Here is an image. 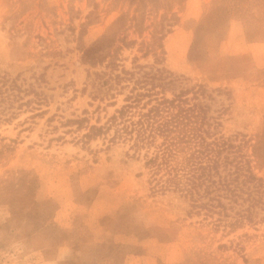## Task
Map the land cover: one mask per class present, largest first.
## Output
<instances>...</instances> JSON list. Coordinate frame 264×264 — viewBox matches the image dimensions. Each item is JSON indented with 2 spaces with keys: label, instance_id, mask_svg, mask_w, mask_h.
I'll list each match as a JSON object with an SVG mask.
<instances>
[{
  "label": "rangeland",
  "instance_id": "obj_1",
  "mask_svg": "<svg viewBox=\"0 0 264 264\" xmlns=\"http://www.w3.org/2000/svg\"><path fill=\"white\" fill-rule=\"evenodd\" d=\"M137 82L203 85L206 125L264 180V0H0V264H264V188L229 231L111 131L80 141Z\"/></svg>",
  "mask_w": 264,
  "mask_h": 264
},
{
  "label": "trees",
  "instance_id": "obj_2",
  "mask_svg": "<svg viewBox=\"0 0 264 264\" xmlns=\"http://www.w3.org/2000/svg\"><path fill=\"white\" fill-rule=\"evenodd\" d=\"M161 39L162 36L157 38ZM157 46L156 49L161 48L160 43ZM138 84L133 85L124 104L104 124L86 126L80 141L85 143L111 131L110 141L128 143L133 156L144 152L156 192L179 191L193 213L204 210L206 216L222 215L225 220L220 222L229 231L253 224L252 210L260 203L259 190L264 188V180L253 173L249 162L235 165L236 156L227 140L216 127L206 125L207 107L200 101L205 97L204 86L196 85L168 99L154 90L157 86L145 89ZM163 85L159 84L162 89ZM84 122L85 119H78V130L84 128ZM180 145L191 149L186 165L181 169L169 167V157ZM258 196L259 200L255 198ZM245 202L246 208L234 211L233 216L227 214V210Z\"/></svg>",
  "mask_w": 264,
  "mask_h": 264
}]
</instances>
